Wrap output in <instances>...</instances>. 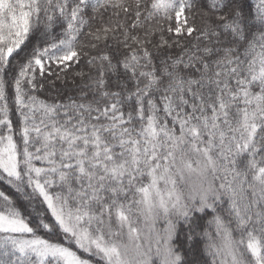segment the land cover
I'll use <instances>...</instances> for the list:
<instances>
[{
  "label": "snow or ice",
  "instance_id": "1",
  "mask_svg": "<svg viewBox=\"0 0 264 264\" xmlns=\"http://www.w3.org/2000/svg\"><path fill=\"white\" fill-rule=\"evenodd\" d=\"M0 264H264V0H0Z\"/></svg>",
  "mask_w": 264,
  "mask_h": 264
},
{
  "label": "trees",
  "instance_id": "2",
  "mask_svg": "<svg viewBox=\"0 0 264 264\" xmlns=\"http://www.w3.org/2000/svg\"><path fill=\"white\" fill-rule=\"evenodd\" d=\"M87 58L81 59L80 63L75 65L73 68L69 69L67 75H62L61 79H57L55 76L50 77L45 83V88L43 91L37 93L41 99L48 100L52 102L54 98L61 101L66 100L68 96L78 97L80 95L81 89L88 83H90L88 77L89 75H94V71L87 65ZM77 72H83L84 76H77ZM11 119L13 121L14 129H17V142L19 143V114L13 110ZM210 219V217H208ZM35 222V217L32 218ZM202 228H207L208 231L212 229L207 225L206 221H201ZM43 235V233H41Z\"/></svg>",
  "mask_w": 264,
  "mask_h": 264
}]
</instances>
